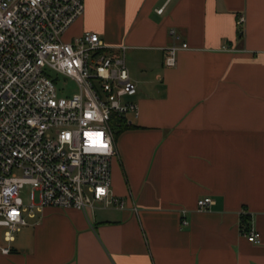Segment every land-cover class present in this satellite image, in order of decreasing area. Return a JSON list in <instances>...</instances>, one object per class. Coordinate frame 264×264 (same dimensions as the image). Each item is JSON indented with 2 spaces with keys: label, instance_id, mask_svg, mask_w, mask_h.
<instances>
[{
  "label": "crops",
  "instance_id": "obj_1",
  "mask_svg": "<svg viewBox=\"0 0 264 264\" xmlns=\"http://www.w3.org/2000/svg\"><path fill=\"white\" fill-rule=\"evenodd\" d=\"M84 32L126 47L136 85L111 161L124 208L24 214L0 264H264V0H84L65 39Z\"/></svg>",
  "mask_w": 264,
  "mask_h": 264
},
{
  "label": "built area",
  "instance_id": "obj_2",
  "mask_svg": "<svg viewBox=\"0 0 264 264\" xmlns=\"http://www.w3.org/2000/svg\"><path fill=\"white\" fill-rule=\"evenodd\" d=\"M83 12L84 0H0V228L6 241L27 225L24 214L33 218L45 207L124 208L111 189L112 119L137 116V104L128 100L136 85L125 46L107 45L95 32L62 39ZM187 48L165 47L164 67H174L177 51ZM65 79L75 92L59 96L64 89L57 85ZM212 204L205 197L197 209ZM240 232L260 242L253 229L240 224Z\"/></svg>",
  "mask_w": 264,
  "mask_h": 264
},
{
  "label": "trees",
  "instance_id": "obj_3",
  "mask_svg": "<svg viewBox=\"0 0 264 264\" xmlns=\"http://www.w3.org/2000/svg\"><path fill=\"white\" fill-rule=\"evenodd\" d=\"M132 125L131 123L128 121V119L126 117H113L112 119V129L114 132V139L117 138V136L125 129L130 128ZM241 226H243V228L245 230H248L249 228V221H248V217L246 215L241 217V222H240Z\"/></svg>",
  "mask_w": 264,
  "mask_h": 264
},
{
  "label": "rangeland",
  "instance_id": "obj_4",
  "mask_svg": "<svg viewBox=\"0 0 264 264\" xmlns=\"http://www.w3.org/2000/svg\"><path fill=\"white\" fill-rule=\"evenodd\" d=\"M65 34L62 36V39L65 40V41H67L65 39ZM57 87H58V89H60V88H63L64 89V94L58 93L59 96L69 95V94H72V93L75 92V85H74V83L72 81L68 80V79L61 80L58 83ZM28 192H29V187L28 186H24L21 189L20 198H21V200L23 201L24 204L27 203Z\"/></svg>",
  "mask_w": 264,
  "mask_h": 264
}]
</instances>
